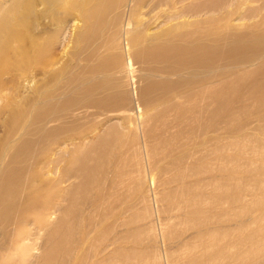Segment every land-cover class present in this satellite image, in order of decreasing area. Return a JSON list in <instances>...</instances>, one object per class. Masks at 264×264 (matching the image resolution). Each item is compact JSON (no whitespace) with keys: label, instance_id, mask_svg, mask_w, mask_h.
<instances>
[{"label":"bare ground","instance_id":"obj_1","mask_svg":"<svg viewBox=\"0 0 264 264\" xmlns=\"http://www.w3.org/2000/svg\"><path fill=\"white\" fill-rule=\"evenodd\" d=\"M8 2H10V4H8ZM34 6L43 7L42 9L44 10L42 15H45L46 18L48 17L47 19L52 21V23L55 17L57 21L56 29L52 30V25H48L49 31L47 33H40L34 38V58L41 61L44 57H47L52 49L56 48V45H61L63 49L66 50L73 44L76 49L73 55V62L75 61V63L73 68L71 65L69 66L66 64L65 70L70 69L71 72H75L68 76L67 71H52L59 62L49 61L46 63L43 68L44 71H42L43 73L40 72L39 74L54 75L50 85L58 86V90L62 94L57 96L50 93L44 94L43 99H41L48 103V107L36 108L32 106L29 110L21 109L15 112L12 118V124L15 125V129L11 135L14 136L13 138L10 136L7 141L10 148L17 147V152L12 156L11 162L9 164L7 163L8 166L4 167L0 163V255L8 259L9 256L12 257V255L9 254L17 255L21 253V245L29 242L32 239L31 237L35 235L29 232L32 227H34L33 230L35 232L37 231V233L39 232V234L42 231H47L49 235L46 239L49 236L51 238L54 231L58 233V230H54L53 226H43L41 223V221H44L43 219L54 218V216L59 215L58 222H56L57 220H52H54L56 224L58 223L57 228L63 230V226L66 222L65 220H68L67 217L74 212H72V202L74 206L80 209V207L84 205V202L88 200L86 193H89L87 192L86 186H84L86 171H88V169H94L96 171L94 172L95 176L93 173L92 175L93 178L96 179L99 173L103 174L105 173V169L111 166L113 167L110 161L107 162V160H110L111 156H113L112 152H114L110 149V144L106 146L108 140L112 142L115 141L117 144H122V138L130 137L133 140L132 146L133 149L135 148V155H137V152L140 154H143V152L145 153L146 149H148L145 145H147L146 142L150 140L149 134L151 131L148 129V122L154 121L159 124L162 119L170 117L173 109H164L157 115H152L144 113L143 109L145 107L152 105L170 106L172 103L178 106L191 104L193 107L189 113L192 115V118H195V121H199L206 117L210 120L225 119L232 121L234 119L239 120L241 117L240 110L233 109V107L237 105L243 108L249 106L259 109L255 119H257L259 123L258 131L260 132L259 137H254L253 135V139L255 138V143L253 142L254 145L250 146L252 144H249V146H246L250 140L251 143L253 141L252 136L250 137L249 134L246 135V132L249 130L248 126L251 124L247 122L242 129L245 134L244 137H242L244 140H248V143L246 142L247 144H244L245 147L241 146L242 148L240 149H242V152L239 147L237 148V151L239 149L241 152L238 156L243 158H229V160L226 158L227 163H231V166L234 164V167H236L234 169L237 172H240V174L242 172L245 175L241 177L239 175L236 176L237 178L240 177L238 183H241V187L238 186L240 190L237 188L239 195L235 193L237 197L234 196L232 188L236 187V183L232 182L234 185L231 184L235 187H227L232 190H226L228 192L233 191V196L230 195V197H228V193H223L228 196L227 198H225L226 196L222 198L223 201L225 200V203H229L233 209L236 210L237 217L233 213H223L219 215L220 209H214L215 205L212 203L215 202L213 200L216 199L213 194L218 189L210 190V187L212 188V186H214L213 179L209 176L213 168L210 166L212 163L209 164L208 156L210 154L204 153L205 156L203 155L198 163L199 165L197 166L196 164L197 167L195 166V169L191 168V170L193 169L192 172L190 168L187 167V172L190 171L185 175L186 178L199 177V175L203 176L201 178H196L194 183L190 186L191 189L190 187L186 188V192L190 193L188 192L190 189L192 195H194L196 201L195 214L208 213L211 215L206 220H194L196 222L194 223L196 224L194 236L195 244L197 248L202 247L204 253L196 255L193 262L190 261L193 264H264V0H0V65L4 62L7 57L6 54L13 44L15 27L22 20V12ZM236 18H238L239 21L247 20L251 25L242 31H235L231 28L232 25L230 24L232 21H235ZM68 20H72L74 23L72 25L68 24L67 26H63ZM23 21L21 22L23 23ZM20 30L22 31V29ZM83 60L85 61L84 63H86L84 65L80 63ZM258 63L262 65L253 71H249L250 67ZM38 64V67H41V62ZM39 88H41V86H39ZM4 94V91H0V102H3ZM56 98H58L59 101L51 103ZM80 100H83V103H87L86 107L88 108L94 107L103 109V111L107 113L119 112L126 114L124 115L125 123L123 125L120 124L119 127L114 126L108 130L102 137V141L93 139L94 141L90 153L88 154L86 153L87 149L83 152L84 144L85 147L88 145H86L87 143H84L81 138L70 141L69 143L60 142L58 137L64 135L63 127L58 126L54 129H48L50 125L54 124V126H56L63 122V116H56L59 112L71 110L80 103ZM133 115H135V117H133ZM26 118H28L27 122ZM29 121H31V127L28 129L27 126ZM164 127L167 126L164 125ZM219 127L221 128V126ZM211 130L212 126L210 124L201 129L203 133L205 132L202 148H204L206 153L212 151H209V147L213 142L211 137H209V134L212 132ZM25 132L27 133V138H23ZM192 134L190 135L192 136ZM139 137L143 140L144 147L140 146L138 148V143L137 146L134 144ZM189 139L191 141V137ZM189 139L187 138V140ZM242 140H240L241 143L244 142V140L243 142ZM90 141L92 142V140ZM181 143H183V141ZM164 144L165 143H163V145ZM182 145L185 144L183 143ZM224 145L226 144L224 143ZM224 145L222 144L220 146ZM234 145H227L226 150H224V147L218 148L216 151L212 148L214 150L213 155L216 154L215 152H217V154L224 151L233 152L234 150L229 151V147L232 146L233 148ZM103 147L105 148L101 151L102 156H100L98 162H95L96 160L91 161V152H95ZM166 148L163 150L165 151ZM160 151L162 152V150ZM249 151L251 152L250 155L247 154ZM134 153L133 157L135 156ZM47 154L60 157L57 159L53 158L51 161L42 160L41 157ZM153 154L156 155L155 153ZM108 156H110V158ZM146 156L144 154V157ZM223 156L224 154H222L221 159H223ZM107 157L109 159H107ZM220 157L218 159H220ZM150 158L151 157H149V159ZM2 161L3 160L0 159V162ZM139 161L140 160H138V162ZM132 162L136 163L137 160L136 162L131 161V163ZM220 162L222 165L225 163V161H223V163L222 160ZM62 163H66L67 170L63 172V175L60 170V175L58 174V168ZM134 163L133 165H135ZM184 165L187 166V164ZM39 166H41V168H39ZM138 166H141L143 169L141 164ZM190 166L193 167V165ZM171 167L173 168V166ZM225 167H222L224 171L227 170ZM46 168L49 169L48 172H41ZM214 168H216V170L217 168L221 170V165L220 167L214 166ZM231 168H233V166ZM70 169H73L75 172L74 176H72L73 180L75 179L73 184L71 181L72 177L66 174ZM131 169L133 170V168H130V170ZM142 169H136L140 176L145 175L140 174ZM178 171L180 174L182 171L184 172V170L180 171L179 169ZM135 172H133L132 175ZM183 172L181 175H184ZM144 173H146V171ZM176 173L177 176H172L173 181L179 179L178 176L180 174L178 175V172ZM58 175L60 177H58ZM130 175L131 174H129L128 177ZM135 176L136 175H134L133 178ZM140 176L139 179L141 178ZM182 177L180 179L184 181ZM217 177L216 179H218ZM221 177H219L218 180H222L225 176L220 179ZM225 178L227 179V177ZM180 179L178 181H180ZM226 179L224 180L227 181ZM233 179L234 178H232V180ZM229 180L231 182V178ZM121 181L123 180L121 179ZM171 181L172 180L169 182ZM66 184L68 188L63 189L62 186ZM120 184L122 183L117 185ZM130 184L131 182L129 185ZM171 184L172 183H170V185ZM227 184L229 183L227 182ZM123 185L125 184L121 186ZM165 185L167 184L165 183ZM184 185L182 188L188 184ZM179 186L177 188L175 185L176 190L179 189ZM218 187L219 192L225 188L224 186L222 189L220 186ZM122 188L125 187L123 186ZM171 188L175 189L173 186ZM182 188L178 193H183L184 190H182ZM237 189H235V192ZM203 190H210V193L205 194ZM66 191L69 192L66 193ZM172 192L171 190L170 193ZM180 194L178 195L180 196ZM220 194L221 193H217L216 195L217 202L220 200H218V198L221 197ZM98 199L103 200V198H101V195H97L94 199V204L97 208L98 205L96 203L99 201ZM177 199L179 198L177 197ZM70 200L72 201L71 204L69 202ZM30 201L37 204L33 210L29 208ZM202 203H208L209 209H205ZM219 203H221V201H219ZM213 205L214 207H212ZM222 205L224 206V204ZM76 207L74 208L76 209ZM178 207L180 208V206ZM77 211L79 210L77 209ZM122 214L124 213L122 212ZM232 214L233 217L235 216L234 219H236V222H232V224L234 225V223H236V228H234L235 230L233 233L230 231V235L229 230L231 229L228 228V230L227 227L224 226V220H226V215L232 216ZM128 216L125 219H127ZM116 218H114L115 221H117ZM129 221L131 223L130 219ZM70 222L68 220L66 225L71 224ZM122 222L124 223V221ZM216 222L220 226L216 228H214V226L212 227ZM117 223H119V221H117ZM44 224H46V222ZM77 224L76 227L82 228L80 233L82 234L84 231L85 235L89 237V226L83 228L82 225L77 226ZM99 224H101V221L94 222V220H91L90 227L96 229ZM225 225H228V223H225ZM23 226H26V228H23ZM191 226V228L195 229V227H193L194 225ZM70 227L71 226H69V228ZM27 228H29L28 231ZM66 228L64 230H66ZM52 229L53 232H51ZM70 229L71 235L69 238L71 241L70 243L68 242V245L67 239L69 238L66 237L68 234L63 236L67 238L63 241H59V238L56 240L58 242H53L55 239L52 241L51 239L50 241L45 239L48 243L43 242V244L47 243L50 248L44 245V247L50 251L46 256L42 254L44 258H46V264H113V261L120 257L122 259L121 262L128 264L130 261L129 258L132 257H128L126 249V252H122L117 247L119 249H117V251L121 253L117 254L118 252H112V255L108 253L106 257L104 256V259H97L95 263L90 262V259L87 257L92 254L93 249H91V251L87 249L86 242L88 239L78 238L79 236H76L78 239L74 241L73 236L75 235V230L72 229V234V230ZM110 231L111 230H109V232ZM191 232L193 233V231ZM56 235L59 234H55V236ZM234 235H240L241 239L238 238V241L236 240V243L232 244V242H229V238ZM106 236V233H103V235L100 234L98 239L104 241ZM127 236L129 237V235ZM63 237L61 238L60 236L61 239H63ZM123 239L127 241L126 235ZM32 240L38 241L37 238ZM116 240L118 239H115V242ZM184 243L183 246L187 247L188 245L186 244L188 242ZM93 244L94 243H92V245ZM118 246L120 247V245ZM28 247L30 246L28 245ZM33 248L37 249V246L35 247L34 245ZM52 249H55L56 253L60 250L61 255H59V251L57 253L58 255H52L54 253H52ZM175 251L171 250L172 253ZM1 252H3V254H1ZM158 254L159 257H161V254ZM170 254L171 253H169V255ZM155 255L158 257L157 254ZM179 256L181 255H178V257ZM206 257L207 259H205ZM11 259L9 260L11 261ZM151 259H149V261ZM5 261L3 260V262ZM181 261L183 260L181 259ZM118 262H120V260H118ZM10 263L12 264L15 262L11 261ZM36 263L37 262H35V264ZM7 264H9L8 260ZM188 264L191 263L188 262Z\"/></svg>","mask_w":264,"mask_h":264},{"label":"rangeland","instance_id":"obj_2","mask_svg":"<svg viewBox=\"0 0 264 264\" xmlns=\"http://www.w3.org/2000/svg\"><path fill=\"white\" fill-rule=\"evenodd\" d=\"M8 4H10V2H8ZM31 8H28V10L26 9V10H24L25 12H22V17H21L22 20L21 21H23V20L24 21H23V23L20 21L16 25L15 35H14V41L15 42L13 41L12 46L10 47L9 51L6 54L7 57L5 56L6 57L4 60L5 63L3 62L2 65H0V91L5 92L4 100H3V102H0V159L3 160L0 163L4 167L8 166V164L11 162L12 156L17 152V147L10 148V145L8 144V141H7V139H9L10 136H12V138L14 136L11 134H13V131L15 129L14 128L15 125L12 124V122H13L12 118H13L15 112H17L21 109L22 110H29V109H31L32 106H35L36 108L37 107H48V105H47L48 103L44 102L42 100L44 94L50 93V94H53L56 96L59 94H62L58 90L59 89L58 86L56 87V86L50 85V82L52 81V78L54 75H52V74H47V75L39 74L40 72L44 71L43 70L44 65L46 63H48L49 61H51V62L54 61L56 63L59 62L58 65H56L52 71H56V72L57 71H59V72L67 71L68 76H70L71 73L75 72V71L71 72L70 69L65 70L66 64H68L69 66L71 65L73 68L74 63H75V61L73 62V60H74L73 55L75 54L76 49L74 48L73 44H71L67 48L68 50L67 49L64 50L61 45H56V48L52 49L49 52V54L47 55V57H44L41 61H38L37 59L34 58L35 57V55H34L35 52H33L34 51L33 41H35L34 38H36L40 33H47L49 31L48 25H52L51 26L52 30L56 29L57 28L56 27L57 21H56V17H55V19L52 17L53 18V23H52V21L47 19L48 17L46 18L45 15H42L43 10H44V9H42L43 7L34 6ZM24 13H25V15H24ZM33 17H34V19H33ZM63 22H64V20H63ZM73 23L74 22H72V20H68V22L63 24V26H67L68 24L72 25ZM230 25H232L231 28L233 30L242 31L244 29H247V27L250 26L251 23H249L247 20L239 21L238 18H236L235 21H232ZM18 27L20 29H22V31ZM16 37H19V38H16ZM57 46H59V47H57ZM50 58H52V59H50ZM32 60H35V61H32ZM39 62H41V67H38ZM84 62L85 61L83 60L80 63L81 64L83 63L82 65H84V64H86ZM4 65H6V66H4ZM261 65H262L261 63L254 65L253 67L249 68V71H253L256 68H259ZM39 86H41V88H39ZM49 90H51V91H49ZM65 97H69V96H65ZM34 98H35V100H34ZM57 99L58 98H56L51 103L58 102L59 99L58 100ZM79 102L80 103L76 107H73L71 110L59 112L56 116H63V118H64L63 122L56 125V126H54V124L50 125L48 127V129H54L55 127H58V126L63 127L64 135H61V137L60 136L58 137L60 142L69 143L70 141H74L78 138H81L83 140V142L84 143L86 142L87 143L86 145H88L87 147H85V144H84L85 148L83 147V152H85V150L87 149L86 153L88 154V153H90V149L92 147L94 140L102 141V137L107 133L108 130H110L114 126L119 127L120 124L123 125L125 123V121H124L125 116L124 115H126V114L119 113V112L107 113V112L103 111V109L94 108V107H92V108L86 107L87 103H83L84 102L83 100H80ZM180 107H181V109H180ZM192 107L193 106L191 104H184L183 106H178L177 104H174V103H172L170 106L169 105L168 106H162V105L153 106L152 105V106L145 107L143 109L144 113L145 114L146 113L152 114V115H157L158 113H160L164 109L166 110L168 108H173L172 112L170 114V117L162 119L159 124H157L154 121L148 122L149 127H151V128L148 127V129H150L151 131L149 130L150 131L149 142H146L147 145L144 144L146 146V148H148V149H146L145 153L143 152V154H140L139 152H137V155H135V153H134L135 148L133 149V146H132L133 140L130 137L122 138V144H117L115 141L112 142L111 140H108L111 143H109L107 141L106 146L107 145L109 146V144H110L109 147L114 152H112L113 156L110 155L111 158H110V156H108L110 158V160H107V162L110 161L112 163L113 167L111 166L108 169H105V173H103V174L99 173L98 177L99 176L100 177L99 178L96 177V179L93 178L94 172H96L94 169L93 170L88 169V171H86V174H85L86 180H85L84 186H86L87 192L89 193V194L86 193V197L88 200H86V202H84V205L81 206L80 209L78 207L74 206V204L71 200L69 201L70 204L72 202L73 208L76 207V209L72 208V212L73 211L74 212L69 215L70 218H69V216L67 217L69 222L71 220L73 222L71 221L70 222L71 224H67L68 225L67 226L66 223H68V220L66 219L65 225L63 226V230H62L61 228H57L58 223L56 224V222H58V220H59V218H58L59 215L54 216V218L51 217L49 219L48 218L43 219L46 222V224H44L45 222L41 221L43 226L44 225H50V226L54 227L53 228L54 230L55 229L58 230V231L56 230L58 232V233H56L55 231L53 232V229H52L51 232H53L52 233L53 236H51V238L49 236L47 239H46V237L49 235L47 233V231H42L39 234V232L37 233V231L35 232L33 230L34 227H32V228L29 227L30 230H29V228H27V231L29 230L30 233L35 234L31 238L32 239L37 238L38 241L36 242V241L31 239L32 241L30 240L29 242L23 243V245H21V249H22L21 253H19L17 255L16 254H9V255H12V257L9 256L8 259H6L4 256L0 255V258H1L0 261L2 260L0 262V264H3V263L5 264V262L7 264V260L9 261V264H11L10 263L11 261L15 262L12 264H33V263L35 264V262H37L38 264H41V263L46 264V262H45L46 258H44V255L46 256V254H48L50 252L49 251L50 248L47 245L48 241H46V240L50 241V239H51V241H52L55 239V241H53V242H58V241H56L58 238H59L58 239L59 241L60 240H62V241L66 240L71 235V233L69 231L70 228H71L70 230H72V229L75 230L74 231L75 235L73 236L74 241L77 240L78 238H87L88 239L86 242V247L90 251H91V249H93V251H92V254L89 255L87 258L90 259V262H93V263L97 262L96 261L97 259H99V260L104 259V256L106 257L108 253H110L111 255L113 254L112 252L117 253L118 252L117 249L119 248L120 251H122V252L125 251V249H126L128 257L134 256L133 259H132V257L129 258L130 261L128 260L129 261L128 264H147V261H148V264H167V263L168 264H170V263L183 264L185 262H186L185 264H188V262L193 264L192 262L194 261V257L196 255H201L204 253L203 248L202 247L197 248V246L195 244L194 236H195V232H196V226H195L196 224H194V223H196L195 222L196 220H198V221H200L201 219L206 220L211 215H209L208 213H200V214L196 213L195 214V210H196V207H195L196 203L195 202L196 201H195L194 195H192L191 190H190L191 189L190 186L192 183H194L196 178H201L203 176L199 175V177L195 176L194 178L193 177L192 178H186L185 175L187 173H189L191 168L195 169L194 167L196 166V164H197V166L199 165L198 163L202 159L203 155L205 156V154H210L208 156L209 157V164L212 163V165H210V166H211V168H213L212 169L213 171L209 174V176L212 177V179H213L212 181L214 183L213 184L214 186H212V188L210 187V190H214V189L219 190L218 186H220L221 189L223 186L225 187L222 190H220V192L217 190L218 192L216 191L213 194L215 199L217 200V198H216L217 193H221L220 194L221 197L218 198V200L220 199L219 201H221V203H219V201L217 202L216 200H213L216 203L213 202L212 204H214L215 207H214V205L212 207H214V209H218V210L220 209L219 215H221L223 213H226V214L233 213L236 216V214H237L236 210L233 209V207L229 203L228 204L225 203L224 202L225 200L223 201L222 198H224L225 196H226L225 198H227L228 195H229L228 197H230V195L233 196V194H232L233 191H234L235 197H237V195H239L238 189L240 190L239 187H241V183L240 182L238 183V179L241 176H243L244 174L242 172H241V174H240V172H237L234 169V168H236V167H234V164H232L233 168H231L232 167L230 165L231 163H227L226 161H227V159L229 160V158H231V159H239L240 158L238 156V154L242 152V149H240V148H242L241 146L245 147V145L248 143V140L246 141L243 139L245 134H244V131H242L244 125L247 122H250L251 124L248 126L249 130H248V132H246V135L249 134L250 137L252 136L253 141L251 143V140H250L248 145H246V146H249V144H252L250 146H253L254 145L253 142L255 141L254 140L255 138L253 139V135H254V137H259L260 132L258 131V124L259 123L257 122V119H255L256 114L259 110L258 108L249 107V106L243 108V107H239L236 105L235 107H233V109L234 110H240L241 117L239 120H237V119L232 120L233 121L232 122L231 120H225V119H224L225 121L223 119H211L210 120L207 117L202 118L199 121H197V120L195 121V118H192L191 117L192 115L189 113ZM251 108H253V109H251ZM133 117H135V115H133ZM27 120H28V118H26V122H27ZM189 120H190V122H189ZM170 121H172V122H170ZM28 123L29 124H28L27 128L29 129V127H31V121H29ZM162 124H164L167 127H164V125H162ZM209 124L212 126V130H211L212 132L209 134V137H211V139L213 141L209 147V151L212 150L211 151L212 154L209 151H208L209 153H206L204 148H202L203 147L202 144H203L204 137H205V132L203 133L201 131V129L203 127L209 125ZM11 125H12V127H11ZM219 126H221V128ZM155 127H156V129H155ZM12 128H13V130H12ZM256 133H257V135H256ZM190 134H192V136ZM238 135H241V136H238ZM27 137H28L27 133L25 132V134L23 135V138H27ZM186 137L188 139L191 137V141H190V139L187 140ZM171 139H173V140L176 139V140L173 141ZM183 139H185L186 141ZM242 139L244 140V142ZM90 140H92V142ZM238 140H239V143H238ZM240 140H242L243 143H241ZM167 141H170V142H167ZM171 141H172V143H171ZM182 141L185 145H182L183 144V143H181ZM236 141L238 144L236 143ZM137 143L139 145L138 146V148H139L140 146H143L144 142L139 137L137 139V141L134 142V144L136 146H137ZM163 143H165V144L163 145ZM224 143L226 145H224ZM111 144H112V146H111ZM113 144H114V146H113ZM148 144H149V146H148ZM178 144H179V146H178ZM222 144L224 146H220ZM239 144H240V146H239ZM227 145L228 146L234 145L233 148H232V146H230L231 148L229 147V149H230L229 151H231V150H234V151L233 152L232 151L231 152L224 151V152L219 153V154H217V152H215L216 154L213 155V152H214L213 149H215V151H216V150H218V148L224 147V150H226ZM234 147L236 148V150ZM238 147L241 150V152L239 149L237 151ZM104 148L105 147L100 148L95 152H91L90 160L91 161L96 160L95 162H98V160L100 159V156H102L101 151H103ZM165 148H166V150L164 151L163 149H165ZM116 150H117V152H116ZM160 150H162V152ZM243 150H244V148H243ZM185 151H187V152H185ZM236 151H237V153H236ZM132 152L135 155L134 156L135 160H134ZM148 152H150L151 154ZM152 152L155 153L156 155H154ZM250 153L251 152L249 151L247 154L250 155ZM92 154L94 155V157ZM144 154H145V156L147 155L148 158H147V156L144 157ZM222 154H224V156H225V158L223 156V159H221ZM226 154L228 155V157ZM231 154H232L233 158L231 157ZM138 155H139V157H138ZM220 155H221V157H220ZM233 155H235V156H233ZM200 156H201V158H200ZM217 156H219L220 159H218L219 157H217ZM59 157L60 156H54L52 154H47V155H44L43 157H41V159L45 160V161H49V160L51 161V159H53V158L57 159ZM108 157H107V159H109ZM149 157H151V158L149 159ZM235 157H237V158H235ZM215 158H217V159H215ZM241 158H243V157H241ZM124 159H125V161H124ZM136 160H137V162H136ZM138 160H140V161L138 162ZM219 160L220 161L222 160V162L225 161V163L223 162L224 165H222ZM123 161H124L123 165H125V166L122 165ZM131 161H135L137 164L134 162L131 163ZM41 162H43V161H41ZM125 162L127 165L125 164ZM133 163L135 165H133ZM150 163H152L153 165ZM226 163H227V166L225 167ZM140 164L142 166L145 164L143 166V169H146V170H143L141 166L139 167L138 165H140ZM154 164H155V166H154ZM184 164H187V166ZM189 164L193 165V167L190 166ZM213 165L215 167H218V166L220 167V165H221V168H220L221 170H218V168L216 170V168H214ZM228 165L230 166V168ZM171 166H173V168ZM182 166H184V167H182ZM117 167H118V169H117ZM187 167L190 168V170L188 172H187V170H188ZM222 167H225L227 170L224 171L223 170L224 168H222ZM39 168H41V166H39ZM39 168H37V169L40 170ZM130 168H133V170L131 169L132 172H131ZM139 168L142 169L141 170L142 172H140V174H145V175L140 176L138 174L137 170ZM123 169L125 170V172ZM178 169L180 171L184 170V172L182 171L184 175H181L182 172L180 174ZM193 169L191 170V172L193 171ZM232 169H233V171H232ZM48 170L49 169L46 168V169H44V171H41V172H46V171L48 172ZM66 170H67L66 163H62L61 165H59L58 174H60V172H61V174L63 175L64 174L63 172H65ZM118 170H120V171H118ZM135 170H136V172H135ZM145 171L148 174L144 173ZM129 172H131V173H129ZM133 172H135V173L132 175ZM176 172H178V175L180 174L179 175L180 177L178 176L179 179L182 176L184 177V178L182 177V180H184V181H181V179H180V181H178L179 179L175 180V178H174L175 181H173L172 176H177ZM92 173H93V175H92ZM126 173L128 175L131 174L132 178H131V175L128 177V175ZM66 174L69 175V177H72V176H74L75 172L73 169H70V170H68V172ZM137 174L141 177L140 179H139V176ZM134 175L137 176V179H136V176L133 178ZM237 175H239L240 177L237 178L236 177ZM87 176H89V177H87ZM224 176L227 177V179ZM229 176L231 178V182L229 180L230 179ZM58 177H60V176L58 175ZM216 177L218 179H219V177H221L220 179H222L223 177L224 178L222 180H218V179H216ZM92 178H93V181H92ZM167 178H168V181H167ZM214 178L216 179V182H215ZM232 178H234V179L232 180ZM121 179L123 181H121ZM176 179H177V177H176ZM224 179H226L227 181H225ZM74 180L72 177V179H71L72 184L75 182ZM170 180H172V181L169 182ZM234 180L237 182H235ZM95 181H96V183H95ZM177 181H178V183H177ZM130 182H131V184L129 185ZM173 182H174V184H173ZM227 182L230 185L227 184ZM232 182L236 183V185H235L236 187L233 186L234 184ZM93 183H95V184H93ZM119 183L125 184V185H123L125 188H122L123 187V186H121L122 184L117 185ZM163 183H164V185H163ZM165 183L167 185H165ZM170 183H172L171 185L174 188H175V185L177 188L180 185L179 189L176 190V188L175 189L171 188L172 186L170 185ZM182 183H184L185 185L188 184L189 186L188 185L185 186ZM177 184H179V185H177ZM183 185L185 186V187H183L184 189L182 188ZM66 186H67V184L63 185L62 186L63 189L68 188ZM232 186L235 188H232ZM180 187L185 192L183 191V193L181 192V194L178 193L181 190ZM189 187H190V189H189L190 191L188 190V192H190V193H187L186 188H189ZM227 187H229V188L231 187L233 189V191L228 192V191H231L232 189H229ZM226 189H228V191ZM235 189H237L236 192H235ZM96 190L97 191L99 190V191L97 192ZM171 190L174 192V193L172 192L174 196L172 195V193H170ZM175 190L177 192V195H176ZM210 190H203V191L205 194H209ZM68 192L69 191H66V193H68ZM223 193H226V194L228 193V195H226V194L224 195ZM235 193H237V195ZM178 194H180V196ZM97 195H99V196L101 195V198H103V200H104L103 201L101 199L100 200L98 199L99 201L96 203L98 205V208L94 204V201H95L94 199L96 198ZM109 195H110V197H109ZM175 195L179 199H177V197ZM222 195H223V197H222ZM89 202H90V204H89ZM207 204L208 203H202V205L204 206L205 209H209V204L208 205ZM218 204L220 207L218 206ZM222 204H224L225 207ZM36 205H37L36 203H33L32 201H30V203H29L30 210H33L36 207ZM178 206H180V208ZM216 207H218V208H216ZM77 209L79 211H77ZM122 212L124 214H122ZM233 214H232V216L226 215L225 217H226L227 221L224 220L225 223H228V225H225V223H224V226H226L227 229L228 228L231 229V230L228 229L230 235H231L230 231H232V233H233V231L235 230L234 228H236V223H234V225L232 224V222H236V219H234L235 216L233 217ZM120 215H122V216H120ZM71 216H73V217L75 216V217L73 218ZM127 216H128V218L125 219ZM116 217H118V218H116ZM122 217H123V219H122ZM103 218H104V220H103ZM114 218H116L117 221H119V223H117V221H115ZM52 219L57 220V221L55 222ZM73 219H75V220H73ZM129 219L131 220V223H130ZM51 220L54 222H52ZM91 220H94V222L101 221V224H99V226L96 229H94L93 227H90ZM102 220H103V222H102ZM228 220H230V221H228ZM79 221H81V222H79ZM122 221H124V223ZM72 223H73V226H75V227L72 226ZM216 223L213 224L212 227L214 226V228H216V227L220 226V225H218V223L216 225ZM76 224H77V226L82 225L83 228L89 226V231H90L89 237L90 238L85 235L84 231L81 234L80 232H81L82 228L76 227ZM191 225H194L193 227H195V229L191 228L192 227ZM69 226H71V227L69 228ZM175 226H176V228H175ZM66 227L68 228V230ZM188 227H189V229H188ZM232 227H233V229H232ZM23 228H26V226H23ZM65 228H66V230H64ZM59 230H60V233H59ZM109 230H111V231L109 232ZM189 230L193 231V233ZM63 231H65V232H63ZM66 231H69V232H66ZM125 232H127V233H125ZM166 232H167V237H166ZM42 233H44V234H42ZM103 233L104 234L106 233V235H107L106 239H104V241H100V239H98V236L100 234L103 235ZM55 234H59V235H56L57 236L56 237ZM72 234H73V230H72ZM114 235L116 237L117 236L118 237L116 238ZM125 235L127 237V241H125V239H123L125 237ZM127 235H129V237ZM130 235H132L133 237ZM60 236H61V238L63 236H66L67 238L63 237V239H61ZM76 236L77 237L79 236V237L76 238ZM239 236L240 235H234L232 237L230 236L231 238H229V242L230 243L232 242V244L236 243V240L238 241V238L241 239V236L240 237ZM73 239H72V242H73ZM115 239H118V240H116V242H115ZM129 239H132V240H129ZM113 240H114V242H113ZM70 241H71L70 238L67 239V245L70 243ZM190 241H192V242H190ZM33 242H34V244H33ZM43 242H47V243L43 244ZM129 242H131V243H129ZM184 242H186V243L188 242L186 244V245H188L187 247L183 246L185 244ZM92 243H94V244L92 245ZM123 243H125L126 246ZM31 244L33 247H34V245H35V247L37 246V249L33 248L31 246ZM179 244H181V245H179ZM28 245L30 247H28ZM44 245H46L47 248H49V249L44 247ZM118 245H120V247ZM43 248H45V249H43ZM104 248H105L106 252H105ZM44 250L45 251L47 250V251L45 252ZM171 250L172 251L176 250L175 252H173L175 254V256L171 252ZM58 251H59V255H61L60 250H58ZM58 251H57V253H58ZM120 251L117 254L121 253ZM168 252L171 253L172 255L170 254L171 255L170 256ZM52 253H53L52 255H54V254L58 255L55 252V249L52 251ZM158 253L161 254L160 255L161 257H159ZM190 253H191V256L193 255L192 257L190 256ZM198 253H200V254H198ZM1 254H3V252H1ZM42 254H44V255H42ZM155 254H157L158 257ZM176 254L181 255L183 257L179 256V257H181V258H179L178 255H176ZM188 254L190 256L189 259H188V257H189ZM165 255L166 256L168 255L167 258ZM13 256H15V257H13ZM142 258H144V259H142ZM148 258L149 259L152 258V259L149 261ZM5 259H6V261H5ZM9 259H11V261ZM168 259L170 262L168 261ZM181 259L183 261H181ZM205 259H207V257ZM3 260L5 262H3ZM118 260H120V262H118ZM158 260H160L161 262ZM172 260H173V262H172ZM121 261H122V259L120 257L119 259H115L113 261V264H124ZM174 261H175V263H174ZM200 264H203V263H200Z\"/></svg>","mask_w":264,"mask_h":264}]
</instances>
